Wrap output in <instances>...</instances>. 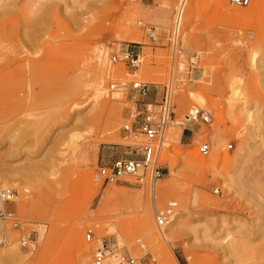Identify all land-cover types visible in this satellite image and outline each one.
I'll use <instances>...</instances> for the list:
<instances>
[{"label": "rangeland", "instance_id": "rangeland-1", "mask_svg": "<svg viewBox=\"0 0 264 264\" xmlns=\"http://www.w3.org/2000/svg\"><path fill=\"white\" fill-rule=\"evenodd\" d=\"M221 1L224 11L187 1L174 51V0L6 1L0 187L15 198L0 209L18 226L0 221V264H83L101 243L135 264H264V183L253 175L264 137V0L237 9ZM125 50L140 54L137 69L111 62ZM135 80L154 85L152 100L171 89L163 175L142 187L101 186L96 166L126 152L120 128ZM197 112L208 122L187 123ZM194 158L209 165L196 167ZM169 203L177 219L157 228L154 215ZM241 240L247 252L233 255L228 247Z\"/></svg>", "mask_w": 264, "mask_h": 264}, {"label": "built area", "instance_id": "built-area-1", "mask_svg": "<svg viewBox=\"0 0 264 264\" xmlns=\"http://www.w3.org/2000/svg\"><path fill=\"white\" fill-rule=\"evenodd\" d=\"M188 0H174L172 9V30L169 39L170 46L177 47L180 26L183 12ZM228 5L236 8H247L251 0H224ZM144 31L145 36L151 41L156 42L154 32L146 25L137 23ZM140 54L133 50H125L118 56H112L111 62H120L130 69H137L140 62ZM115 84L110 89L115 88ZM150 86L153 84L132 81L129 83V100L132 105L123 121L120 134L121 139L128 144L125 146L126 152L116 157L109 164H99L94 172V182L101 186L127 184L142 187L152 185L161 179L163 173L158 165L160 150L164 144L166 130L172 126L173 106L171 104V89L169 86L161 88L159 96L152 100L150 97ZM156 92V90H155ZM206 112L187 116V123L200 119L203 123L208 122ZM230 148V147H229ZM199 153L206 155L209 151L208 145H201ZM15 198V193L9 188L0 187V202L9 204ZM176 204L169 203L167 208L154 215V222L157 228L165 227L175 215ZM0 221L11 222L16 228L18 224L12 214L0 209ZM93 236L87 230L84 239L90 242ZM25 247V242H21ZM109 243H101L91 255V259L83 264H111L109 260L115 258V264H135V260L122 253L115 252ZM151 264H155L150 260Z\"/></svg>", "mask_w": 264, "mask_h": 264}, {"label": "bare ground", "instance_id": "bare-ground-1", "mask_svg": "<svg viewBox=\"0 0 264 264\" xmlns=\"http://www.w3.org/2000/svg\"><path fill=\"white\" fill-rule=\"evenodd\" d=\"M7 0H0V33H3L4 30V25H5V22L9 16V14L11 12H9L10 10V6L12 5H9L7 4L6 2ZM193 1V0H192ZM205 2L207 5H211L215 8H219L221 10H225V5H223L222 1L221 0H194V3L195 4H198L199 2ZM193 4V3H192ZM194 6V5H193ZM235 9V8H234ZM237 9V8H236ZM235 11V10H233ZM232 12V11H229V13ZM232 14L234 15H240V16H243V17H250L251 16V12H243V11H239V10H236L235 12H233ZM124 29H128L129 27V22H128V19H125L124 20ZM197 114V113H195ZM194 116V114H191ZM258 122V121H257ZM112 124V123H111ZM258 147L260 149V152H259V155H258V162L256 164V167L254 169V173L253 175H255V180L259 183V184H263L264 183V137L258 139ZM161 151V150H160ZM167 154H168V150L166 148H163L162 150V153H161V159L163 161H166L168 160L167 159ZM190 162L192 164H194L196 167H207V165H209V163L207 162V160H199V159H189ZM159 190H155L153 188L150 189V196H154V194H157ZM0 207L2 208L3 207V203L0 202ZM177 218L176 217H173V221L175 222ZM170 226V225H169ZM170 229V227H169ZM169 229H166V231L164 230L163 233L160 234V238L161 240L165 243L168 239L171 238V234L169 233ZM102 232V230H100ZM248 245V243H247ZM230 250V252L233 254V255H236V256H240L239 254H242L244 255V252H247L246 251V245L242 242V240L240 242H233L230 244V246L228 247ZM256 250V249H255ZM257 252V251H256ZM260 253V252H259ZM252 254V253H251ZM254 254V253H253ZM257 254V253H256ZM255 255V254H254ZM10 256L12 257H16L18 258V254L16 252H12L10 254ZM246 256V255H245Z\"/></svg>", "mask_w": 264, "mask_h": 264}, {"label": "crops", "instance_id": "crops-1", "mask_svg": "<svg viewBox=\"0 0 264 264\" xmlns=\"http://www.w3.org/2000/svg\"><path fill=\"white\" fill-rule=\"evenodd\" d=\"M192 135L193 134L191 133L190 129L184 128L181 134V138L189 143L192 140Z\"/></svg>", "mask_w": 264, "mask_h": 264}]
</instances>
